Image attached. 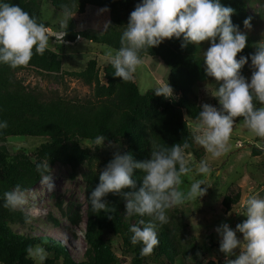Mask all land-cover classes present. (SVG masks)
I'll use <instances>...</instances> for the list:
<instances>
[{"label":"trees","instance_id":"1","mask_svg":"<svg viewBox=\"0 0 264 264\" xmlns=\"http://www.w3.org/2000/svg\"><path fill=\"white\" fill-rule=\"evenodd\" d=\"M44 0H8L18 4L37 23L50 24L42 20V3ZM50 5L64 13L67 8L72 14H83L87 5L107 7L110 13L111 27L107 32L83 30L76 19L65 20L58 26L57 39L63 42H74L86 39L98 44L108 45L113 49L120 47V36L123 26L127 24L130 13L140 0H48ZM224 6L233 8L231 19L234 25L247 34L245 49L237 54L250 57L257 47L264 44V0H221ZM253 9V12L250 11ZM251 18V29H245L243 21ZM181 39H165L159 46L141 53L144 56L159 57L168 67L169 85L174 96L166 99L156 96L154 90L141 93L137 82H122L121 78L112 75L114 69L108 63L101 73L97 61L88 60L85 72L93 74V95L89 98L68 100L58 94L40 95L38 91L24 84L17 73L25 69H35L48 75L61 76L64 72L62 56L50 49L43 55L33 49V56L26 66L10 68L0 64V121H7L8 126L0 129V140L12 136L46 137L35 151L33 157L24 151L9 153L0 149V196L14 189L19 184L30 189L40 180L36 172V163L49 161L50 168L56 164L70 167L72 172L84 165L88 170L83 174L87 208L85 211V228L82 229L87 243L86 250L80 259H75L64 241L50 235L35 234L33 225L25 217L31 215L26 211H11L3 207L0 200V264H34L28 258L26 249L40 245L48 253L45 264H119L113 246L105 238V231L119 237L124 253L132 257V264H144L154 260L160 264H176L181 258L185 264H217L214 260H195L189 262L195 245L186 240L187 224L183 216L169 208L166 212L168 222L158 229L159 243L150 255H141L142 245L130 242V226L147 217H126L125 201L119 194L109 193L103 198L109 205L108 213H93L88 196L99 183L100 172L106 165L96 168L92 161L91 150L83 147L82 139L92 143L98 136H104L106 142H124L125 149L121 154L131 153L136 161L150 158L153 144L170 147L173 144L188 143L185 152H191L200 159L205 150L195 143L190 121H196L200 111L197 88L208 85L215 78L208 77L203 65V51L210 47L208 41L200 45L189 44L181 48ZM249 59L241 72L245 77L251 76ZM219 107V104L218 106ZM242 119L236 118V121ZM255 155L261 153L254 148ZM142 173L134 170L136 189L142 184ZM239 195L224 196L223 206L229 210L232 203L239 201ZM59 210L70 224L79 227L84 222L80 206L70 202L67 208L57 203ZM109 215L111 218H109ZM57 226L59 221L50 217ZM17 226L22 227L21 230ZM27 227V229H24ZM67 228H70L67 226ZM52 255V256H51Z\"/></svg>","mask_w":264,"mask_h":264},{"label":"clouds","instance_id":"2","mask_svg":"<svg viewBox=\"0 0 264 264\" xmlns=\"http://www.w3.org/2000/svg\"><path fill=\"white\" fill-rule=\"evenodd\" d=\"M109 11L107 7L100 10ZM234 9L224 6L221 0H140L130 13L123 26L120 47L105 48L104 54L114 69L112 75L122 82L134 79L137 69L143 64L141 53L159 46L165 39H181V48L189 44L200 45L208 41L210 47L203 51V65L208 77L219 83L211 96L219 107L204 103L196 116L193 139L208 154L210 159H219L230 151V139L236 118L241 125L256 137L264 138V44L257 47L250 57L241 53L247 45V34L234 25ZM65 20L72 19L71 10H64ZM245 29L250 30L251 18L243 21ZM111 22L104 25V32L110 30ZM48 32L43 24L24 11L18 4L0 0V64L10 68L26 66L33 49L43 55L48 48ZM251 60V76L245 77L241 69ZM156 96L166 99L174 96L173 88L166 86L154 90ZM8 126L0 121V129ZM106 138L98 136L94 144L103 147ZM188 143L173 144L166 147L153 144L150 158L136 161L131 153L115 152L113 158L99 175V183L88 196L93 213H108L109 205L103 200L109 193L119 194L125 201V216H139L137 224L130 226V242L140 244L141 255H150L158 245V229L168 222L166 212L186 200L202 198L207 193L203 180H194L188 190L179 186L182 177L211 174L207 159L192 166L186 159ZM40 182L49 191L55 187L49 161L36 163ZM134 170L142 175V184L136 189ZM208 186V185H207ZM210 187V186H208ZM35 200V194L17 184L14 189L0 196L3 207L11 211H24ZM33 212L35 206H31ZM243 216L235 229L228 223L215 228L219 237V251L224 254L225 264H264V198L252 195L247 198ZM109 218L111 216L109 215ZM31 222V217H25ZM242 234V238L237 234ZM239 249V253H236ZM28 258L35 264H45L48 253L40 245L26 249ZM235 256V259L230 257Z\"/></svg>","mask_w":264,"mask_h":264},{"label":"rangeland","instance_id":"3","mask_svg":"<svg viewBox=\"0 0 264 264\" xmlns=\"http://www.w3.org/2000/svg\"><path fill=\"white\" fill-rule=\"evenodd\" d=\"M101 9L103 8L99 6L87 5L85 13L74 14L73 17L78 27L83 30L103 31L104 25L110 21V14L102 13ZM250 11L253 12V9L250 8ZM42 20L50 24V27L46 28L49 37L48 49L59 53L63 58L62 78L41 73L35 69L22 70L17 73V77L45 98L55 93L68 100L92 97L93 74L85 72V68L88 60L95 59L98 71L101 73L108 64L104 51L109 46L86 39H77L74 42H63L57 39V27L63 26L65 17L64 13L54 9L48 0L42 3ZM142 59L143 64L134 74L141 93L169 84L170 67L159 57L144 56ZM214 87H219L216 80L197 88L201 105L208 103L218 106L217 99L211 96ZM240 120L234 125L230 139V151L223 157L213 160L205 152L200 159H197L191 152H185L190 165H198L201 160L207 159L212 169L211 174L207 176L196 175L193 172L190 176L182 177L183 183L179 186L180 190L186 192L194 180H203L206 185L202 187H207L205 196L200 200H186L181 205L171 207L185 219L186 240L195 245L194 253L188 259L189 262L203 259L225 264L224 254L219 251V237L215 228L221 223H228L231 228L235 229L238 223L246 219L242 214L247 198L252 195L264 198V138L254 136L241 125ZM195 122L190 121L189 127L192 132ZM45 141H47L46 137L12 136L0 140V149L9 153L24 151L33 157L36 149ZM81 144L91 150L92 163L96 168L109 163L115 152L121 154L126 147L124 142L106 141L103 147H98L88 139H82ZM255 147L259 148L261 153L255 155L253 153ZM87 168L88 165L84 164L73 173L66 165L59 163L54 165L51 173L54 189L49 191L47 186L39 180L36 185L28 189L30 194H35L36 199L34 201L30 199L29 207L24 210L31 215L30 225L35 227L33 233L61 239L75 259H80L87 247L82 230L85 228L87 208L86 183L83 174L88 170ZM237 194L240 197L239 201L232 203L230 209L227 210L222 204L224 196L233 197ZM59 202L63 203L65 208L70 202L79 205L81 214L85 217L83 224L79 227L72 226L59 210L57 206ZM32 205L35 206V212L31 210ZM50 217L57 219L60 224L56 226ZM17 229L21 230L22 227L17 226ZM237 235L242 238V234ZM105 238L113 246L120 260L119 264H132V257L123 252L122 241L119 237L106 230ZM235 251L239 253V249ZM230 258L235 259V256ZM56 264L63 263L57 261ZM144 264L160 263L152 259ZM176 264H185V260L179 258Z\"/></svg>","mask_w":264,"mask_h":264},{"label":"crops","instance_id":"4","mask_svg":"<svg viewBox=\"0 0 264 264\" xmlns=\"http://www.w3.org/2000/svg\"><path fill=\"white\" fill-rule=\"evenodd\" d=\"M107 12H108V14H110L109 11H107ZM103 30H104V29H103Z\"/></svg>","mask_w":264,"mask_h":264}]
</instances>
